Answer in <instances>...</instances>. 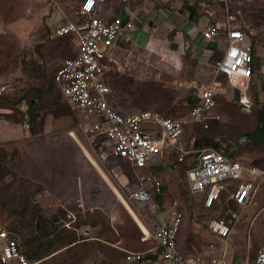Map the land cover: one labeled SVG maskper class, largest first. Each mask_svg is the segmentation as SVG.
<instances>
[{
	"label": "rangeland",
	"instance_id": "1",
	"mask_svg": "<svg viewBox=\"0 0 264 264\" xmlns=\"http://www.w3.org/2000/svg\"><path fill=\"white\" fill-rule=\"evenodd\" d=\"M79 1L0 0V84L8 85L5 97L0 99V139L16 133L9 126L25 129L30 139L0 141V228L17 233L22 240L48 231L50 234L41 239L54 244L32 259L36 264H123L126 251H147L156 245L152 230L155 225L167 223L169 209L177 206L183 214L182 248L201 255L215 240L207 222L219 214L216 209L204 207L201 194L189 190L190 160L180 161L179 153L172 154L155 167L156 175L164 183L162 204L130 202L127 195L138 187L139 175L147 171L110 156L111 149L102 139L92 141L80 126L89 119L72 109L55 85H49L56 67L73 55L75 46L71 39L51 36L57 18L62 17L63 22L76 20L74 9ZM195 3L196 0L134 2L137 10L147 6L150 14L130 40H120L115 52L113 67L107 74L114 107L125 113L150 109L180 117L191 106L188 96H195L199 87L214 81L228 86L227 79L215 70V62L223 54L214 51L217 44L206 47L214 51L211 55L196 59L185 56L188 41L184 42L189 36L184 31L185 16L181 11ZM160 7L169 17L157 18L151 26L149 23L159 14ZM202 9L203 6L199 8ZM216 9V16L221 18L225 10L220 6ZM115 11L114 4L112 13ZM230 11L254 29L255 40L263 44L262 56L264 0L232 4ZM172 41L180 43L181 49L172 50ZM41 74L47 78H41ZM37 88L44 90L36 110H40L49 131L30 135L33 124L25 111L28 112L29 99L38 92ZM228 89L227 96L233 100L220 98L213 112L220 118L208 120V128L200 122L189 124L182 141L188 149L196 148V140L208 136L223 142L222 145H232L237 150L241 147L240 155L246 164L264 166V132L256 133V109L264 104V94L253 87V111L246 112L241 106L240 92ZM37 125L39 129L40 121ZM60 134L65 141H57ZM238 136L239 140L242 136L245 139L237 145L234 143ZM212 143L202 142L199 146ZM74 177L78 181L76 188L70 185ZM230 207L241 214L232 236L233 256H248L250 264H254L255 254L264 241V182L249 206L233 202ZM230 214L228 208L221 217L229 220ZM39 226L46 227L41 231ZM85 227L92 230L89 239L83 237ZM64 228L76 232L80 243L62 241ZM145 235L150 236L148 240Z\"/></svg>",
	"mask_w": 264,
	"mask_h": 264
},
{
	"label": "built area",
	"instance_id": "2",
	"mask_svg": "<svg viewBox=\"0 0 264 264\" xmlns=\"http://www.w3.org/2000/svg\"><path fill=\"white\" fill-rule=\"evenodd\" d=\"M136 1L145 3L147 0H119L118 5L116 0H81L73 8L77 19L65 21L55 28L52 37L73 35L77 49V54L65 58L55 73V82L64 100L89 119L80 124L83 133L92 141L102 139L113 156L124 158L135 169L151 170L160 165L170 148L180 152V161L189 159V164L193 161L191 156L197 155V164L189 170V189L191 193L203 196L206 208H211L224 194L241 207L249 206L264 182V166L246 164L243 159L234 160L213 145L188 149L182 138L189 124L200 122L208 128V120L220 118L213 112L217 99L228 97L229 87L240 92L243 109L251 111V80L258 63L264 82V53L261 56L260 51L263 44L255 40L254 29L240 21L230 7L255 0H217L224 5L225 13L221 18L216 16L215 5L203 1L202 11L184 27L187 35L199 36L202 45L215 43V51L223 52L215 62V70L224 75L228 86L214 81L199 87L195 93L198 103L179 118L150 109L125 113L112 104L107 74L113 67L119 42L130 40L150 14L147 6L137 10L133 6ZM114 4L116 11L112 13ZM7 89V84H0V96ZM19 107L25 111L21 105ZM26 127L29 128L28 123ZM161 184L159 177L151 171L139 175L138 187L131 190L127 198L133 203L150 202V189L159 192ZM169 210L167 223L155 225L152 230L151 237L156 245L147 251H126L123 264H237L227 246L232 236L228 220H208L210 233L222 239L225 245L220 247L216 242H210L204 251L207 257L203 258L183 250L179 241L183 214L177 206ZM240 216L234 211L229 220H237ZM82 234L89 239L92 230L85 227ZM149 237L145 235L144 239ZM21 242L17 233L0 228V264H36L28 258ZM156 253V258L150 256ZM254 264H264V241L257 250Z\"/></svg>",
	"mask_w": 264,
	"mask_h": 264
},
{
	"label": "trees",
	"instance_id": "3",
	"mask_svg": "<svg viewBox=\"0 0 264 264\" xmlns=\"http://www.w3.org/2000/svg\"><path fill=\"white\" fill-rule=\"evenodd\" d=\"M203 1H205V2L207 1L206 3H208L210 5H215V7L216 6H220V7H223L224 6L222 3L218 2L217 0H196L195 5L192 4V5H187L185 7V12H186L185 14L186 15L188 14V16H193V15L199 14L200 13L199 8L202 6V2ZM153 20H154V24H155V18H153ZM59 38H68V39H71L74 42V36L73 35H66V36H62V37H59ZM185 40L186 41L184 42V44L188 41L186 43V51L184 52L185 53V56L196 59L198 56H196L194 54V50H193L194 48L192 47V44L193 43L191 42L192 39L190 37H186ZM215 52H217V51H215ZM218 52H220V51H218ZM76 54H77V49H76V45H75L74 46V53H73V55H71L69 57L75 56ZM58 66L56 67V70L53 73V76L51 78V82L49 81V85L52 86V84H53V85H55V87L57 89H58V87H57L56 82H55V73L57 71ZM259 69H260V65L258 63L255 66V68H254V74H253V77H252V80H251V86L254 87L255 89H258L259 94L262 95V94H264V84H263L264 82L261 79V75H260ZM220 75L221 76H224L222 73H220ZM40 77L43 78V79H46L47 78V75L41 74ZM36 90L38 92H36V94H34L32 97H30L29 102H28L29 110H28V113L27 114L30 115V120H31V123L33 124V126L31 127V130H30L32 134H40V133H43L44 124H45V122L44 123L42 122V119H44L42 117V114H39L40 113V110H39V112H38V110H36V108H38V106H39V100H41L40 92H42L44 89L37 88ZM59 92H60V90H59ZM5 95L6 94H4L3 96H0V99L3 98V97H5ZM220 98H224V99H227V100H230V101L233 100V99H230L228 97H219L217 99V106H216V108L219 105V99ZM254 99H256L257 102L259 101V98L256 97V95H255V98ZM188 100L190 101L191 106H190L188 112L186 114H184V115H181L180 117L187 115L192 110V108L199 101V99L196 96V94H195V96L194 95L188 96ZM254 101H253V103H254ZM17 102H19V101H17ZM17 102H15V103H17ZM241 106L243 107L242 104H241ZM116 109H118V108H116ZM118 110H120V109H118ZM252 111H253V105L251 106V111L250 112H252ZM246 112H248V111H246ZM256 113H257V131H256V133L264 132V104H262L261 107H259V108L256 109ZM164 115H166L168 117H172V118H179V116H172V115H169L167 113L164 114ZM39 121H40V127H39V129H37V127L39 126V125H37V122H39ZM256 133L255 132H249V135L256 134ZM211 141L213 142L212 145L215 146V147H217V149H219L221 151H224V152L225 151H228L226 154L230 158H232L234 160L241 159L240 158V156H241L240 155L241 147H239V149L237 150V148L232 147V145L231 146H229L227 144L226 145H222L223 142L214 141L213 138H210L208 136H203V137H200L199 139H197L196 140V145L199 146L200 143L202 144V142H203V144H206V143L211 142ZM238 141H239V136L235 140V143L234 144H237L238 145ZM253 141H255V140H253ZM253 141H251V142H253ZM178 153L180 154L179 151L170 148L169 151H168V153L165 154V156H164V161L168 160V156H170L172 154H178ZM110 156H112L114 158H120V157L113 156L112 153H111V150H110ZM191 157L193 158V161H192L191 164H189L190 167L197 164V155H193ZM120 159L125 160L124 158H120ZM176 160H178V157L176 158ZM145 171H147V172H150L151 171L154 174H157L158 173V172L156 173L155 167L152 168L151 170H145ZM150 191H151L152 200L150 202H147V203H155V202H157L159 205L162 204L163 194H164V183L162 182V184H161V190L159 192L156 191V190H154V189H150ZM233 202L234 201L229 198V195L228 194H224L221 197V199L218 200L217 202H215V204L210 209H216V211L218 212L217 214H219L218 217H216V218L222 219V218H224V217H221L222 214H223V212L226 211L228 208L230 209L231 213L234 212V211H232V208L230 207V204L233 203ZM43 221H46V220H43ZM228 221H229V223H230V225H231V227L233 229V224H235L236 221L235 220H232L231 222H230V220H228ZM38 223L39 224L41 223V219L38 220ZM45 227L46 226H44V227L43 226H39L38 228H40L41 231H44ZM74 229L77 230V228H74ZM64 230H65L66 234L63 235V237H60L62 239V241H66L68 244L75 243L74 245L80 243V241H79L80 238H77L76 232H68V230H66V228H64ZM49 234L50 233L48 231H45L44 232V235H39L37 238L29 237V238H25L24 240H22V242H21L22 243V249L25 251V253L27 254V256H28V258L30 260H32L33 258H35V256L37 254H41V252L47 251L54 244L53 242L50 243V244H46L41 239L42 238L41 236L46 237ZM25 245L28 248L27 250H25ZM195 255L198 256L200 254H198V255L195 254ZM204 255L205 254L203 252L200 256H202L203 258H205L206 256H204ZM150 256L152 258H156L157 257V253L156 254H150ZM254 262H255V257H254Z\"/></svg>",
	"mask_w": 264,
	"mask_h": 264
},
{
	"label": "crops",
	"instance_id": "4",
	"mask_svg": "<svg viewBox=\"0 0 264 264\" xmlns=\"http://www.w3.org/2000/svg\"><path fill=\"white\" fill-rule=\"evenodd\" d=\"M81 1V0H80ZM79 1V2H80ZM79 4V3H78ZM164 9V7H160L159 8V10H160V12H159V14H157V16H156V18H155V24H156V19L158 18H160L161 20H162V18H163V20L165 19V18H167V17H169V13L166 15V14H164V12H162V10ZM186 12H185V10L184 11H181V14L183 15V16H185V24H184V26L183 27H186L187 25H189V23L190 22H192L193 21V19H194V16L195 15H193V16H188V14L186 15L185 14ZM197 15V14H196ZM62 17H59L58 16V18H57V20H59V21H57V23L55 24V26H58V25H60L61 23H63V18L61 19ZM67 20H72V19H66L65 21H67ZM153 22H154V20H153ZM152 21L149 23L151 26L154 24ZM183 31V30H182ZM182 31H180V32H182ZM186 33V32H185ZM182 34H183V32H182ZM187 34V33H186ZM191 39H192V47L194 46V54L196 55V53L198 52L199 54V56L198 57H200L201 55L203 56V55H211L210 53L212 52L211 50H209V49H207L206 47L209 45H206L205 46V44H203L202 45V41H201V39L199 38V36H195L194 38L193 37H191L190 35H188ZM196 39V40H195ZM195 40V41H194ZM74 43H75V39H74ZM210 44H212V43H210ZM213 44H215V43H213ZM198 47V48H197ZM170 48H171V46H170ZM179 49H181V46H179ZM178 49V50H179ZM177 50V51H178ZM201 51V52H200ZM215 51V50H214ZM213 51V52H214ZM212 52V53H213ZM197 56V55H196ZM209 59V58H208ZM3 84V83H2ZM8 86V85H7ZM251 92H252V90H251ZM250 92V94L252 95V93ZM6 93H7V91H6ZM5 93V94H6ZM253 96V95H252ZM230 99H232V98H230ZM252 100V102H253V99H251ZM48 124V123H47ZM47 124H44V129H43V133L44 132H46V133H48V131L49 130H47ZM10 128L9 129H12V130H17L16 131V133H11L9 136H6V137H4V138H1L0 139V141H10V140H14V141H16V142H18V141H29L30 139H28L29 138V136H28V134H26V133H24L26 130L25 129H23V128H13V126H9ZM12 130H11V132H12ZM28 131V130H27ZM30 135H33L32 133H30ZM53 136H56V135H53ZM53 136L51 137V139L53 138ZM63 136L64 135H62L61 136V134L60 135H57L56 136V138H57V141H65V139L66 138H63ZM53 139H55V138H53ZM242 156V155H241ZM240 156V158L242 159V157ZM73 176H75V175H73ZM73 179V182L74 183H72V184H70L71 185V187L72 188H76V187H78V181L76 182V179H75V177L74 178H71V180ZM58 188H60V186H58ZM60 191H61V188H60ZM256 196V195H255ZM239 222V219H237V221H236V223L234 224V226H233V229H232V236H233V231H234V229H235V227L237 226L236 224ZM182 226H183V224H182ZM182 226H181V229H180V234H181V230H182ZM211 234V233H210ZM212 235V234H211ZM212 236H214V235H212ZM231 236V239L228 241V244H227V246H228V250H229V253L230 254H233L232 253V251H233V249H234V247H233V245L232 244H234L233 243V240H234V238ZM214 238H215V240L213 241V242H216L217 244H218V246H220V247H223L224 245H225V242L222 240V239H220V238H218V237H216V236H214ZM179 241H180V235H179ZM208 249V248H207ZM231 249V250H230ZM207 251V250H206ZM238 262H242L243 264H249L250 263V258L247 256V258H243V257H237L236 258V263L238 264Z\"/></svg>",
	"mask_w": 264,
	"mask_h": 264
},
{
	"label": "water",
	"instance_id": "5",
	"mask_svg": "<svg viewBox=\"0 0 264 264\" xmlns=\"http://www.w3.org/2000/svg\"><path fill=\"white\" fill-rule=\"evenodd\" d=\"M171 49L177 51V50L179 49V43L176 42V41H172V42H171ZM245 101H247V100H245ZM246 135H248V134H246ZM246 135H244V136H246ZM242 137H243V136H242ZM242 137H241L240 140H239V142H241V143H242V141L245 139L244 137H243V138H242ZM241 139H242V140H241ZM241 143H240V144H241ZM238 264H240V262H238Z\"/></svg>",
	"mask_w": 264,
	"mask_h": 264
}]
</instances>
